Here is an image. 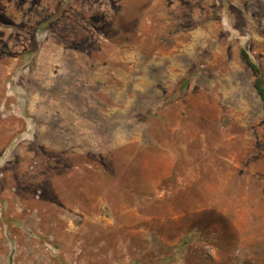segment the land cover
Segmentation results:
<instances>
[{
    "label": "rangeland",
    "instance_id": "rangeland-1",
    "mask_svg": "<svg viewBox=\"0 0 264 264\" xmlns=\"http://www.w3.org/2000/svg\"><path fill=\"white\" fill-rule=\"evenodd\" d=\"M264 0H0V264H264Z\"/></svg>",
    "mask_w": 264,
    "mask_h": 264
},
{
    "label": "trees",
    "instance_id": "trees-1",
    "mask_svg": "<svg viewBox=\"0 0 264 264\" xmlns=\"http://www.w3.org/2000/svg\"><path fill=\"white\" fill-rule=\"evenodd\" d=\"M241 54L246 64L248 65V67H250L257 75V79L255 81V87L263 101V108H264V85H263V79L261 77V69L259 65L253 60L250 53L245 48L241 49Z\"/></svg>",
    "mask_w": 264,
    "mask_h": 264
}]
</instances>
